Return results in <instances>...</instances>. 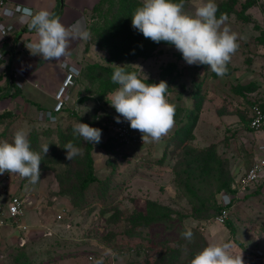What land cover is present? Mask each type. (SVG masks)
Masks as SVG:
<instances>
[{"label": "rangeland", "instance_id": "1", "mask_svg": "<svg viewBox=\"0 0 264 264\" xmlns=\"http://www.w3.org/2000/svg\"><path fill=\"white\" fill-rule=\"evenodd\" d=\"M182 2L194 14L207 0ZM214 2L217 18L226 17L222 27L237 34L239 45L222 77L207 65H188L174 45L134 29L131 16L142 0H104L86 20L91 35L81 40L78 87L58 123L32 125L30 112L21 114L9 102L5 112L11 117L0 114V142H11L24 128L41 156L40 180L0 175V204L24 188L39 202L26 206L23 198L30 230H17V246L0 253V264H82L87 257L92 264H190L212 243L230 244L243 264H264V196L227 194L258 157L264 137L248 129L251 103L243 96L256 92L263 99L258 92H264V0ZM116 50L120 60L114 59ZM115 65L146 83L166 82L175 123L159 142L142 141L136 130L141 145L135 148L104 149L109 131L101 135L90 153L96 182L81 189L86 143L73 135V125L89 122L100 129L119 116L107 102L118 87L111 81ZM62 79L52 84L58 87ZM93 116L102 127L91 122ZM69 141L80 149L71 161L63 149ZM232 196L227 224L233 231L215 222V208ZM185 230L193 232L190 243L181 236Z\"/></svg>", "mask_w": 264, "mask_h": 264}, {"label": "clouds", "instance_id": "2", "mask_svg": "<svg viewBox=\"0 0 264 264\" xmlns=\"http://www.w3.org/2000/svg\"><path fill=\"white\" fill-rule=\"evenodd\" d=\"M16 5L18 4H10L11 7ZM217 11L218 6L214 0L202 3L195 9L194 14L183 10L182 0L180 3L174 0H142L141 6H138L131 16V25L153 42L163 41L174 45L188 65H207L213 73L222 77L226 74L227 64L239 45L237 34L227 26L222 27L226 17L222 15L217 18ZM29 28L35 30L36 37L25 47L31 55L39 56L46 62L60 60L66 56L70 41L86 40L91 35L79 20L66 27L47 10H40L32 15ZM72 67L79 75L80 69ZM111 81L118 87L108 94L107 102L119 114L117 123L120 122L119 117H123L135 133L136 130L141 133L142 141L159 142L169 133L175 123V106L166 99L165 94L169 88L166 82L146 83L138 78L136 73L126 72L122 66L117 65L111 75ZM64 109L56 122L48 124L58 123ZM73 135L86 144L99 143L101 130L77 121L73 125ZM28 136L29 133L20 128L13 133L11 142H0V175L18 174L35 184L40 180L41 156L31 149ZM123 144L126 148H135L141 145V141L137 137L136 142ZM63 149L68 161L80 154V149L71 141L66 143ZM42 151L46 155L48 145L43 146ZM256 192L261 193L257 190L247 196ZM261 194L264 196V193ZM220 206L222 207L221 204ZM181 236L190 243L193 232L185 230ZM230 248L228 243L209 244L194 255L190 264H243L241 254L232 255Z\"/></svg>", "mask_w": 264, "mask_h": 264}, {"label": "crops", "instance_id": "3", "mask_svg": "<svg viewBox=\"0 0 264 264\" xmlns=\"http://www.w3.org/2000/svg\"><path fill=\"white\" fill-rule=\"evenodd\" d=\"M102 1L104 0H9L7 3L8 8H12L10 6L11 3L18 4L32 11V13L30 12L31 16H28L29 11L26 10L24 11V15L13 13L10 18L0 20V25L3 26L10 23L13 28L16 29V32L12 34L8 40L14 42L18 47H23L26 43L32 42L36 37L35 30L29 28L30 19L36 12L47 10L53 17L58 18L66 27L75 24L76 21L79 20L81 25L85 28L88 16ZM81 40L82 39L70 41L66 56L60 60L46 62L39 56L31 55L30 52L27 54L20 53L17 54L16 58L13 57L12 59H15L16 65V74L14 75H17L16 79L21 83L20 87H15L12 83L10 84V80H12L14 76H8L10 75L8 73V62L4 61L0 63V114L5 112L6 109L9 111L8 107L10 102L13 103L10 107L12 109L15 106L16 108L18 107V111L21 114L23 112H30V117L28 116V122L30 124L40 126L45 123L44 114L46 111L52 109L54 104L53 96L58 88L56 86L57 82L52 84V81L54 78H63L68 66L78 67L79 59L85 51L84 47L82 54L79 52L83 46ZM0 52H8V48L5 44L0 43ZM258 93H262L263 99L257 97L256 92L245 93L249 103L254 100L261 101L259 104L264 103V92ZM8 97L11 99L10 101H1ZM260 140V143H264V137H261ZM2 185L5 186L4 184ZM8 188L11 191L14 189L9 186ZM24 189L17 190L16 195L28 201L26 206L32 205L38 207V197H33L31 193ZM26 210L28 209L25 208L24 215L20 218V222L23 226L27 227V232H29V224L32 218L26 214ZM20 235L21 234H19L14 226L7 225L0 227V253L14 251Z\"/></svg>", "mask_w": 264, "mask_h": 264}, {"label": "built area", "instance_id": "4", "mask_svg": "<svg viewBox=\"0 0 264 264\" xmlns=\"http://www.w3.org/2000/svg\"><path fill=\"white\" fill-rule=\"evenodd\" d=\"M7 0H0V20H6L14 14H24L25 9L16 5L11 9L7 7ZM27 11V10H26ZM30 11L28 12V15ZM16 29L9 24L3 26L0 25V43L5 44L8 48V52H0V63L4 61L8 62V75L9 77L13 75V79L10 80V84L15 87H20L21 83L16 79V65L15 59L17 54H27L29 53L26 43L23 47H18L14 42H10L8 39L12 34H15ZM7 58V59H6ZM78 71L72 66L66 68L63 79L61 80L55 94H54V104L52 109L48 110L44 114V120L47 123H54L57 120L58 115L62 112L66 106L67 100L74 94L76 88ZM259 105L253 107V112L250 113V129L254 132H261L264 130V113L259 108ZM120 122L116 121V117L112 118V121L108 123V129L111 133V136L118 140L119 142H124L130 144L131 142H136L138 135L135 134V131L130 128L129 123L124 120L123 117H119ZM232 189L241 192H246V194L253 193L257 190H260L261 193H264V143L258 148V157L252 162L249 168L244 172L243 177L239 180L236 185H232ZM236 199H229L227 202L224 201L220 213L215 216V222L217 224H224L227 221L229 212L232 207V203ZM24 201L21 197H12L5 204H0V227L2 226H15L18 230L27 231V227L23 226L20 223V218L24 215L25 210ZM62 215H58L57 218L60 220ZM93 258L87 257L84 264H92Z\"/></svg>", "mask_w": 264, "mask_h": 264}, {"label": "trees", "instance_id": "5", "mask_svg": "<svg viewBox=\"0 0 264 264\" xmlns=\"http://www.w3.org/2000/svg\"><path fill=\"white\" fill-rule=\"evenodd\" d=\"M103 2V1H102ZM102 2L99 4V5H97L95 8H94V10L98 7V6H100L101 4H102ZM106 3V2H105ZM120 5V4H119ZM93 10V11H94ZM92 11V12H93ZM120 54L117 52V50H116V54H115V60H120ZM80 78V77H79ZM78 78V79H79ZM245 93H248V92H244V94H243V96L245 95ZM242 96V97H243ZM247 98V97H246ZM255 105H260V109L263 111V113H264V103L263 104H259V101H257V100H254V101H251V104L250 105H248L247 106V112H248V117H249V114L250 113H252L253 112V107L255 106ZM1 115H2V117H11V113H9V112H3V113H1ZM97 119V117L96 116H93V118L91 119V122L94 124V125H96V126H98L99 128H100V126H101V124H100V121H98V120H96ZM250 117L248 118V129L249 130H251V131H253L252 129H250ZM84 123H86V124H88L90 127H93L92 126V124L91 123H89V122H84ZM102 127V126H101ZM100 130H101V135H104V133H107L109 130H108V127H102V128H100ZM115 145H119V146H125L123 143H119V142H117L116 140H114L112 137H111V135H110V131L108 132V138H107V141L105 142V144L104 145H102V147L104 148V149H106V148H109V147H114ZM93 149V147H92V144H86V147H85V151H84V160H85V163H86V170H87V172H86V174L84 175V177H83V179H82V181H81V189H86L87 187H89L90 185H92L93 183H95L96 182V178H95V176H94V171H93V160H92V158H91V150ZM229 192H231V194H233V195H235L236 194V190H234V189H232V187H231V189H229L228 191H227V194H230ZM235 201V200H234ZM233 204V203H232ZM231 205V204H230ZM230 205H228V207L229 208H231V206ZM221 209H222V207H220V206H218V207H216L215 208V210H216V215L215 216H217L219 213H220V211H221ZM228 223V221H226L223 225H225L226 227H228L231 231H233V228L229 225V224H227Z\"/></svg>", "mask_w": 264, "mask_h": 264}, {"label": "water", "instance_id": "6", "mask_svg": "<svg viewBox=\"0 0 264 264\" xmlns=\"http://www.w3.org/2000/svg\"><path fill=\"white\" fill-rule=\"evenodd\" d=\"M61 3V2H60Z\"/></svg>", "mask_w": 264, "mask_h": 264}]
</instances>
